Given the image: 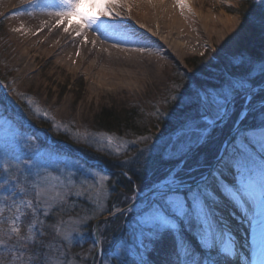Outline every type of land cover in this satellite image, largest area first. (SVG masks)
I'll list each match as a JSON object with an SVG mask.
<instances>
[{"label":"snow or ice","instance_id":"1","mask_svg":"<svg viewBox=\"0 0 264 264\" xmlns=\"http://www.w3.org/2000/svg\"><path fill=\"white\" fill-rule=\"evenodd\" d=\"M135 2L141 0H51L48 8L49 14L58 17L53 27L62 25L66 33L69 26L75 24L72 32L77 37L83 36L85 29H92L105 38L139 43L142 36L107 20L119 16L115 11L117 6L124 4L130 12L131 3ZM22 3L32 5L35 0H22ZM173 4L191 11L190 0H173ZM260 4L264 5V0H260ZM259 27L264 38V8L259 13ZM84 42H88L86 36ZM137 50L150 49L142 46ZM76 54L79 55V49ZM235 66L243 67L242 74H230L218 86L202 87L187 96L181 95L182 86L176 87L170 99L181 101L188 111L165 145L153 143V149L159 148L156 155L168 162L167 167L159 179L144 189L138 184L132 185V196L128 199L136 202L131 204V210L116 204L108 206L106 201L112 189L103 183L110 181V177L102 170L86 166L66 150L53 148L40 153L38 149H30V140L22 143L25 138L4 118L0 108V128L7 132L0 139V257H11L9 261L0 258V264H45L48 261L44 253L50 249L37 241L45 231H38L37 225H55V234L62 235L60 246L64 247L84 240L83 229L93 219L97 221L93 236H98L108 230V221L116 216L131 219L126 225L121 222V231L112 239L107 252L101 239L93 240L95 255L90 256L91 264H110L106 259L109 256L116 264H153L150 254L165 241L169 245L163 264H264V95H261L264 93V57H239ZM16 95L24 99L23 94ZM27 103L32 105L33 101L29 99ZM33 111L38 116L41 113L38 106ZM229 123L231 127L226 137L213 136ZM116 139L122 147L113 148V136L103 132L90 131L76 142L102 154L114 153L116 157L135 147L134 140ZM204 148L207 150L200 151ZM16 149L30 150L31 155L21 160L15 155ZM145 152H148L147 157H144ZM152 159L153 152L147 146L138 148L120 161L119 175L131 183L129 174L147 171ZM78 174L83 179H77ZM89 177L93 178L92 182ZM228 177H232L234 183H230ZM93 191L94 196L86 195ZM257 192L258 239L253 241L248 256H241L240 246L221 209L226 200L239 208L244 197L255 204ZM81 198H84L85 212L74 219L67 213L75 214L79 210ZM5 212L10 215L5 216ZM57 212L66 218L57 219ZM25 217H28L27 234L22 233L21 227ZM100 224L104 225L102 230ZM66 258L67 248L64 247L59 264H67ZM88 260L84 258V264H88ZM48 264L57 262L48 261Z\"/></svg>","mask_w":264,"mask_h":264},{"label":"rangeland","instance_id":"2","mask_svg":"<svg viewBox=\"0 0 264 264\" xmlns=\"http://www.w3.org/2000/svg\"><path fill=\"white\" fill-rule=\"evenodd\" d=\"M247 1L248 0H202L197 7L199 10L202 7V11L206 16L209 15L213 20L220 19V22L226 21V18L231 17L230 22L235 29L234 40H230L228 34L222 28L213 30L214 34L205 33V31L201 32L203 45L197 47V49L188 50V53L182 59L178 58L174 59V61H169L165 69L160 73L159 82L140 86L141 88L136 92L130 89H125L124 91L111 90L108 88L99 89L91 82L92 79L87 78V74L80 75L76 70L77 67L73 66L72 69H70L64 60L59 62V60H56L53 56L48 59L50 55L47 56L48 60L46 58L44 59L43 67H41V63L34 64L35 61L30 60L29 64L32 65L31 70H34L35 78L31 81L25 79L21 80L19 75L22 68L18 65V58L15 55L11 57L15 52L13 49L16 45L15 33L13 32L14 19L8 12L9 8L0 7V23H2V27H0V77L6 80L0 82V95L4 100H7V103H10L8 98L10 100L12 99L16 106H18L17 104H22L23 107L26 106V108L28 107L31 109L38 106L41 109L40 114L43 116L42 118H48L51 125L49 127L43 124H26L23 130L19 126V123L10 118L2 108L3 116L5 119L10 120L15 130L25 138L22 143H28L30 140V149H38L40 153H46L56 146L55 149L66 150L67 154L72 158H80L82 163H86V166L102 170L104 174L110 177V181L103 183L112 189V196L113 193L118 191H115V187H117L115 178L117 176L108 171L106 163L99 162L98 160L86 159L82 156L80 157L78 155L79 151L76 148L74 149L73 146H81L83 144L80 145V143L76 141L83 139L90 131L112 135L114 138L113 148L117 146L122 147L120 140H117L116 137L128 141H136L135 147L130 148L127 152H122L119 157H116L114 153L102 154L91 147L83 145L84 148L96 152L97 155H102L109 159L116 158V160L119 161H122L126 156L134 153V149L137 150L145 146L153 149V143L157 146L165 145L170 140V137H172L174 130L182 122H180L175 129L170 131L163 128L156 130V128L159 127L160 121L168 114V108L170 109L171 106H176L177 109L185 108L181 101H172L170 99V97L176 93V87L183 85L181 83L182 81L187 79L191 83L190 86L192 90H199L202 87L210 88L209 86H218L222 83L223 79L229 77L230 74L238 76L244 71V69L242 70L235 66L236 60L239 57H249V52L253 49L257 39L252 36L251 30L247 26V21L243 17V12L248 15L251 14L249 16L253 17V14L250 13L249 10L253 9L255 6L257 8V13L254 15L259 17L261 8H264V5L260 4V0H253V2H250L251 6L245 7L244 5H246ZM253 56L257 57V59L264 57V44L255 51ZM26 57L27 56L23 55V60H25ZM195 62H198L197 68L201 76H203V73H206V79L208 80L205 79V81L209 86L198 84L197 76L192 67V64ZM229 63L235 67L233 68V73L229 70ZM181 73H183V75ZM181 92L183 94L184 91L182 90ZM16 93L23 94L24 99H21ZM29 99L33 101L32 105L27 103ZM63 104L67 108L66 111L59 110ZM7 105L10 107H7L10 111H14V108L9 104ZM0 106L3 107L1 104ZM69 108L71 109L69 110ZM157 110H159V112H157ZM237 110H239V104L237 105ZM44 112H47V117L43 115ZM105 112H108L111 116H118L120 118L123 117V115L124 117L130 115L129 118L132 119L131 121L133 123L128 122V125H136L139 129L143 130L140 131L141 133H131L129 131L120 132L118 130L107 129V126H104L106 129L99 127L98 121L101 118L102 121L106 120ZM131 116L133 117L131 118ZM31 130L34 133H30ZM214 133L213 136L215 137L216 135ZM46 134L49 143H51L53 147L41 148L37 140L44 139ZM6 135V130L0 128V139ZM140 136H147L148 139L140 140ZM53 137L62 139H59V142L56 143V141H53ZM60 144H63L64 147L62 148L59 146ZM154 150L155 149H153V151ZM15 155L21 160H27L31 155V151L16 149ZM120 170L121 169H117V172ZM0 171H2V169H0ZM77 179H83V177L78 174ZM92 180L93 178L89 177V182H92ZM228 180L230 183H234L232 177H228ZM124 191L122 190L121 193H115L111 204H116L117 201L115 200H123L125 195H127L125 199L129 200L128 198L132 196V191L129 193L126 192L127 194ZM86 195L94 196L95 192L93 191ZM104 195L105 191L102 189L100 193L101 198H103ZM257 197H259L258 192ZM81 199L84 200V198ZM108 200L106 203L110 206L111 204L108 203ZM228 205H230L228 206L230 211L235 206L232 202ZM256 205L258 206V198L254 206ZM64 207H67V205ZM78 211H80V207ZM78 211L77 213L79 214ZM84 212L85 209L82 211V214H84ZM77 213L73 214L69 212L67 215H73L75 219L78 217ZM59 214V212L55 213L56 217ZM4 215L8 216L10 214L5 212ZM102 217L103 216L100 218ZM103 219L104 218H102V220ZM130 219L131 217L128 216L121 218L117 222H108V230L101 231L98 236H93V240L97 238L102 240L103 235L108 234L110 229H112V224H118L117 229L119 233L121 231V222L123 221L126 225ZM27 220L28 217H25V223L21 226L22 233L24 234H27ZM96 224L97 221L94 219V226ZM50 226L52 227L53 236L45 232L43 236H39L40 240H38L43 242L45 246L50 249V251L44 253L48 261H56L57 264H59L61 252L64 251V247L67 248V264H84V258H89L92 254L95 255V250L92 247L93 241H90L89 245L83 246L82 248H80V245L83 242H79V247L78 249L76 247L75 252L71 251L75 245L65 244L64 247L60 246L62 235L58 236L55 234V225ZM100 228L102 230L104 225L100 224ZM116 235L117 234L109 235L106 241V245H108L107 251L112 239H114ZM168 245L169 242L165 241L163 245H158L156 251L150 254V259L153 264L160 263V256L164 253L166 255ZM58 248L60 249L59 251H57ZM106 259L110 261V264H113V262L115 263V260L112 259L111 256L106 257ZM48 261H46L45 264H48ZM88 264H91L90 260H88Z\"/></svg>","mask_w":264,"mask_h":264},{"label":"bare ground","instance_id":"3","mask_svg":"<svg viewBox=\"0 0 264 264\" xmlns=\"http://www.w3.org/2000/svg\"><path fill=\"white\" fill-rule=\"evenodd\" d=\"M201 2L190 0L191 11L175 7L173 0H153L152 3L141 0L131 3L130 12L124 4L117 6L115 11L119 16L114 15L107 20L118 28L142 36L139 43L105 38L92 29H85L84 35L77 37L72 32L75 24L69 26L67 33L62 25L53 27L58 17L49 14L51 0H35L32 5L22 3V0H0V7L9 8L8 12L14 19L16 45L11 57L15 55L18 58V65L22 68L21 80L35 78L30 60L35 61L34 64L41 63L43 67L44 59L50 55L48 59L53 56L59 62L64 60L70 69L77 67V72L87 74V78L92 79L91 82L99 89H130L136 92L140 86L159 82L160 73L169 61L182 59L188 50L203 45L201 32L214 34L213 30L222 28L230 40H234L231 17L222 22L220 19L213 20L203 13L202 7L198 9ZM16 28L21 30L14 31ZM142 46L150 50L138 51ZM77 49L79 55L76 54ZM23 55L27 56L25 60ZM59 110L66 111L67 108L63 104ZM242 199L244 203L239 208L234 206L231 211L228 208L231 202L224 201L221 211L240 246V255L248 256L253 241L258 239L259 207L246 197ZM164 258L165 253L160 256L159 264H163Z\"/></svg>","mask_w":264,"mask_h":264},{"label":"trees","instance_id":"4","mask_svg":"<svg viewBox=\"0 0 264 264\" xmlns=\"http://www.w3.org/2000/svg\"><path fill=\"white\" fill-rule=\"evenodd\" d=\"M251 1L253 2V0H248L246 5H244V6L245 7L251 6V3H250ZM249 12L253 14V17H250L249 15H251V14L248 15L245 12H243V17L247 21V26L250 28L252 36H254L257 39L256 44L254 43L253 49L251 50V52H249V57L252 56V58H256L257 59V57H254L253 54H255V51L260 46H262L264 44V38H262L261 34H260V27H259V21H258L259 17L257 15H254V14L257 13V8L254 6L253 9L249 10ZM0 27H2V23H0ZM197 65H198V62H195L194 64H192L193 71H194V73H195V75L197 76V79H198V81H197L198 84L199 85L201 84V85L209 86L206 83V81H205L206 73H203V76H201L200 72H198ZM228 65H229L230 72L233 73V68H235V67L232 66L230 63ZM239 69L243 70V67L241 66V67H239ZM206 80H208V79H206ZM2 81H6V80H3V78L0 77V82H2ZM184 81L181 82L183 84L182 85V90L184 91L183 94L181 92V95L184 96L186 94L185 96H187V95L191 94V92L193 90L191 89V86H190L191 83L187 79L184 80ZM258 83H259V81H258ZM209 87H211V86H209ZM261 95H264V93H262ZM8 101L10 103H7V100L6 99L4 100L2 98V96L0 95V104L3 106V107H1V106L0 107L5 110V112L9 115L10 118H12L17 123H19V126L23 130L25 129V123L29 124V125H32L34 123L35 124H43V125H47V126L50 127L51 124H50V120L48 118L47 119L42 118L43 116L41 114L38 116L33 111V109L28 108V107L26 108V106L23 107L22 104H17L18 106H16L14 104V102L12 101V99L10 100L8 98ZM7 104H9L12 108H14L13 109L14 111H10L8 109L10 107H8ZM185 112H187V107H185L184 109H177L176 106H171L170 109L168 108V114H166V116L160 121L159 127L156 128V130H159V128H163V129H165L167 131L175 129L176 126L179 125L180 122H182V116L184 117ZM105 114H106V116H105L106 120L105 121H102V118L100 120L98 119L99 120L98 121L99 122L98 123L99 127L105 128L104 126H107V129H112V130H116V131L118 130L120 132L129 131L131 133L132 132L141 133L140 131L143 130V129H139L136 125H132V126L128 125L129 124L128 122L133 123L131 121L132 119L129 118L130 115H128V117L127 116L124 117V115H123V117L120 118L118 116H116V117L111 116L110 114H108V112L107 113L105 112ZM132 117L133 116H131V118ZM230 126H231V124L227 125L222 130H216L215 133H214L216 135L215 137H219L220 139H223L224 136L228 133ZM30 133H34V132L31 130ZM59 139L61 140L62 138L53 137V141H56V143L59 142ZM37 141H38V145L41 146V148L53 147L51 145V143H49V139H48L47 134H46V137L44 139H38ZM59 146H61L62 148L64 147L63 144H60ZM54 148H56V146ZM73 148L74 149L76 148L79 151L78 155L80 157L82 156V157H84L86 159L98 160L99 162L106 163V165L108 166L109 172L111 174H115L117 176L115 178L116 181H117V182H115V184L117 183L116 184L117 187H115V191L116 190H118V191L115 192V193H121L122 190L123 191L125 190L124 191L125 193L126 192L129 193V192H131L132 185H135V184L140 185V188L144 189L146 185L156 181L157 179H159L164 174V171H165V169L167 167V163H168V162H166L164 160H160L159 157L156 155V153L159 151V148L155 149L154 151H153V149L149 148L153 152V159L151 161V167L147 171H144L143 173H139V174L130 173L129 175L131 177V183H129L128 179H126L125 177L119 175L121 170L117 172V169H121V167H120V161L116 160V158L109 159V158H106V157H104L102 155H97L96 152H92V150L91 151L87 150L86 148L83 147V145H81V146L76 145V146H73ZM206 149L207 148H204V149H201L200 151H206ZM135 151H136V149H134V152ZM147 156H148V152H145L144 153V157H147ZM144 157H141L140 159L143 161ZM95 165H97V164H95ZM124 170L127 171V169H124ZM115 193H113L111 198H109V200H108L109 204H111L112 200L114 199ZM125 197H127V195H125L123 197V200L122 199L121 200H115V201H117L116 205L118 207H121V208L125 207L127 204H129L132 201V200H126ZM78 203H79L80 211H78L79 214L77 212L76 213H77V215L79 217V216L82 215V211H84V209H85L84 208V204H83L84 200L80 199V201ZM111 206H112V204L109 207H111ZM129 210H131V208H129ZM123 217H125V216H116L114 219H112V220H110L108 222H111V223L117 222L118 220H120ZM61 218H65V217H62L61 214H59L57 216V219H61ZM117 225H115V224L113 225L112 224V229H110V232L108 234L103 235L102 241H103V247H104V251L105 252H107V246L108 245H106V241L109 238V235L110 234H112V235L118 234ZM37 230L38 231L44 230L50 236H53L52 227L50 225H46V226L37 225ZM93 231H94V219L92 221L88 222L86 224L85 228L83 229V232H84V235H85V239L82 240L83 243H81V241H80V243H81L80 248H82L83 246L85 247V246L89 245L90 241L91 242L93 241ZM38 240H40V237H37V241ZM39 242L40 241H38V243ZM76 247L78 249L79 244L75 245L71 249V251L75 252L76 251ZM0 258L5 259V261L11 260L10 256H4V257H0ZM112 259H114V258H112ZM89 260H90V257H89ZM17 264H19V262H17ZM113 264H116V261H115V263L113 262Z\"/></svg>","mask_w":264,"mask_h":264},{"label":"water","instance_id":"5","mask_svg":"<svg viewBox=\"0 0 264 264\" xmlns=\"http://www.w3.org/2000/svg\"><path fill=\"white\" fill-rule=\"evenodd\" d=\"M227 135H228V134H227ZM227 135H226V136H227ZM226 136H225V137H226ZM135 202H136L135 200L131 201L126 207H127V208H130V207H131V204H132V203H135ZM124 208H125V207H124ZM102 218H104V217H102ZM102 218H100V220H102Z\"/></svg>","mask_w":264,"mask_h":264}]
</instances>
